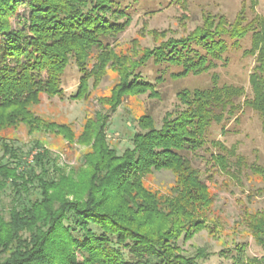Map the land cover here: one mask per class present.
Returning a JSON list of instances; mask_svg holds the SVG:
<instances>
[{"label":"trees","instance_id":"16d2710c","mask_svg":"<svg viewBox=\"0 0 264 264\" xmlns=\"http://www.w3.org/2000/svg\"><path fill=\"white\" fill-rule=\"evenodd\" d=\"M124 1L0 0V132L25 125L29 133L50 132L87 148L77 165L61 164L56 156L48 168L51 150L39 149L31 161L17 162L21 150L7 142L12 138L0 136V205L9 187L19 199L30 195L36 183L41 193L28 205L17 200L8 211L0 209V264H198L207 257L202 249L188 256L179 245L214 223L215 193L186 153L203 148L213 124L237 121L245 107L259 115L264 134V17L248 20L243 10L233 21L206 15L185 36L155 31L156 38H164L156 46L142 54L136 49L118 53L110 40L132 22L131 5ZM258 1L250 0L252 10ZM20 6L28 15L19 14ZM249 35L251 49L245 54L256 58L252 97L243 86L221 85L214 72L210 87L177 93L178 104L160 128L145 108L133 116L139 130L132 147L118 154L107 127L126 98L159 96L156 85L167 75L179 80L214 71L227 63L229 41L237 47ZM72 60L81 74L75 100L89 99L90 83L96 89L109 69L118 75L111 94L100 99L108 112L90 116L79 136L71 126L32 110L43 95L64 96L63 77ZM149 62L160 67L156 84L141 71ZM215 146L219 153L212 159L220 171L240 181L248 169L261 177L255 193L264 194L263 167L248 165L222 142ZM8 157L15 165L4 164ZM161 170L175 177L168 194L146 184L148 176ZM243 219L264 253V210L246 209ZM245 248L236 245L233 264H264V254L248 257Z\"/></svg>","mask_w":264,"mask_h":264},{"label":"rangeland","instance_id":"374dc122","mask_svg":"<svg viewBox=\"0 0 264 264\" xmlns=\"http://www.w3.org/2000/svg\"><path fill=\"white\" fill-rule=\"evenodd\" d=\"M126 0L125 5H131L129 14L132 22L128 29L118 37L111 39L110 43L118 53H133L136 49L142 54L143 49L152 48L161 42V36L153 35L166 32L167 37L185 36L201 25L206 15H224L230 21L243 10L248 20L255 15L264 17V0L252 10L250 0ZM19 14L28 15L25 6H20ZM13 26L18 25V18H12ZM157 40H156V39ZM229 41V51L226 54L227 63H220L219 67L210 73L200 76L190 75L186 78L173 80L169 75L162 84L156 85L157 97H150L149 93L140 97L126 98L116 113L111 114L107 134L112 146L117 148L121 155L127 148L132 147L133 134L139 130L133 116H139L147 109L160 128L162 120L168 112L173 111L178 104L177 93L183 89L208 88L212 85L211 76L214 72L219 75L221 85L243 86L246 95L252 97L250 75L256 64V58L245 54L251 49V35L240 41L239 46H232ZM122 51V52H121ZM159 68L149 62L141 71L146 80L156 84L159 77ZM163 68V67H161ZM175 69H171L173 71ZM117 73L108 70L96 89L90 83L89 99L75 100L81 74L72 60L63 77L64 96L48 97L43 95L40 104L32 107L34 113L48 121L67 124L79 136L85 121L96 114H106L107 105L100 99L108 97L117 79ZM106 106V107H104ZM145 108V109H144ZM0 136L12 138L7 140L13 148L21 150L17 162L31 161L39 149L51 150L52 159L59 156L60 163L64 165H77L83 152L87 148L77 140L69 143L60 135L50 132L29 133L27 126L20 125L17 129L0 132ZM222 142L227 148H234L240 156L245 158L248 165L264 168V134L261 129L259 115L249 107H245L239 119L226 120L222 125L213 124L206 136V144L196 152H187L193 166L197 168L202 178L211 185L215 193V204L211 213V227L195 234L189 241L179 242L183 252L194 255L199 249L207 253V257L198 261V264H233L232 256L237 255L236 245H245L248 257L263 256L262 248L255 242L243 219L246 209L264 210V194L255 193L260 186L261 177L254 175L248 169L240 174L237 181L219 170L214 165L212 154L219 153L216 143ZM3 141L0 140V159L3 157ZM15 165V160L6 158L4 164ZM40 169L38 173H40ZM46 176V179H49ZM175 177L171 171H155L146 178V184L153 190L168 194L174 186ZM259 182V183H258ZM252 194L251 200L248 195ZM41 199L37 183L31 188V194L21 199L16 198L15 191L9 187L2 193L0 209L8 211L17 200L28 205V202ZM18 201V202H19ZM95 231L99 229L92 227Z\"/></svg>","mask_w":264,"mask_h":264}]
</instances>
